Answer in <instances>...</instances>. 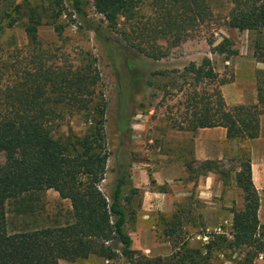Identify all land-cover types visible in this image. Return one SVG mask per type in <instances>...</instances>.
I'll use <instances>...</instances> for the list:
<instances>
[{"label": "trees", "instance_id": "obj_1", "mask_svg": "<svg viewBox=\"0 0 264 264\" xmlns=\"http://www.w3.org/2000/svg\"><path fill=\"white\" fill-rule=\"evenodd\" d=\"M4 1L0 0V6ZM229 1L228 28L264 33V0ZM73 2L77 13L86 16L82 0ZM94 6L108 27L120 30L127 47L154 60L167 56L161 41L179 46L193 32L211 30L215 21L208 0H94ZM2 22L0 17V32ZM40 25V20L29 18L26 56L20 57L23 51H19L17 61L0 66V153L5 155L0 163V264L75 263L91 256L114 264L122 260L127 264H209L214 250L225 249L246 251L245 260L252 264L264 255L260 195L253 182L248 151L239 156L240 171L235 173L236 184L243 190L244 207L233 210L231 239L215 234L206 246L193 248L186 239L179 241L183 238L182 218L176 214L165 228L173 248L170 257L151 258L133 248L127 224L130 206L141 191L134 186L131 173L129 143L133 137L129 120L124 117L117 177L107 195L101 184L109 159L105 132L108 103L101 90L97 61L89 53L72 58L51 44L44 46L38 33ZM55 29L59 35L60 27ZM95 32L109 47L114 44L117 51L122 49L112 36L103 35L104 28L99 26ZM207 42L213 48L211 53L227 58L231 54L229 39L215 45L210 37ZM262 50L257 47L255 57L264 62V47ZM184 72L191 76L193 90L187 107L192 110L189 131L224 127L232 139L239 141L259 135L264 79L258 83V105L229 107L221 91L229 78L219 79L212 59L190 63ZM214 83L211 92L207 91ZM137 84H141L140 78L134 80L133 85ZM121 94L127 97L124 91ZM74 118L83 122L82 130L70 125ZM220 164L201 162L196 172L224 174ZM193 167L188 163L187 172L195 171ZM228 178L229 174L223 179L225 185ZM48 190L69 201L68 219L42 228L10 231L8 203Z\"/></svg>", "mask_w": 264, "mask_h": 264}, {"label": "rangeland", "instance_id": "obj_2", "mask_svg": "<svg viewBox=\"0 0 264 264\" xmlns=\"http://www.w3.org/2000/svg\"><path fill=\"white\" fill-rule=\"evenodd\" d=\"M208 3L215 20L211 30L193 32L192 36L179 46H169L168 42L161 41V45L168 52L161 60L151 59L127 47L119 33L120 30L108 27L105 18L96 12L94 0H82L81 7L86 16L77 13L73 0H5L0 6V17L3 18L0 32V66L13 64L19 51H23L20 57L26 56L29 45L25 27L31 17L41 22L38 33L44 46L51 44L71 54L72 58L76 57V54L89 53L96 59L102 78L101 90L108 103L105 132L109 159L106 178L101 184L107 195L111 193L117 177L116 167L124 117L129 120L133 137L129 143L132 174L138 167H145L149 171L159 170L161 173L167 171L161 162L164 152L168 154L167 160L172 162L171 168L176 180L163 184H158L152 177L149 180L150 189L161 193L163 197L161 206L153 210L149 218H143L146 190L140 189L139 196L134 199L129 210L127 230L132 233L134 246L151 258H168L172 255L173 248L172 253L168 250L157 252L155 248L170 244L165 235L166 222L176 214L182 218L183 238L179 241L186 239L191 247L202 248L215 234L232 238V212L239 209L236 204H225L223 196H216L213 199L216 206L213 208L224 216L212 221L206 220L211 208L199 197L198 191L199 182L205 178L196 172L201 162L195 159L193 140L187 136L191 132L187 128V122L192 111L187 107L191 101L189 93L193 90L191 76H186L184 69L190 63L200 64L205 57H209L219 74V79L229 78V69L220 72L218 54L211 53L213 48L207 39L213 37L215 45L221 43L223 38L229 39L230 55L239 53L241 44L238 34L232 35L227 27L226 19L232 3L229 0H208ZM144 12L147 13L148 9L144 8ZM99 26L105 30L103 35L112 36L121 46L120 51H117L114 44L110 45L112 48L109 47L96 34L95 29ZM56 27H60L59 35ZM118 28L121 29V25ZM257 34L252 36L255 42L258 40ZM136 78L141 79V84L134 86ZM214 86L216 83L206 90L211 92ZM123 91L127 97L121 94ZM124 98H127V102ZM70 125L76 131L84 127L79 118L72 119ZM245 151L241 150L240 153ZM237 154L227 155L225 160L220 161L224 174L215 173L217 182L223 183V179L229 174L225 186L231 187L235 184V173L240 169ZM4 161L5 155L0 153V163ZM188 163L194 164L195 171H186V176H180L183 167L181 164L187 170ZM7 209L10 231L30 230L65 222L68 219L70 203L61 200L56 191L48 190L26 195L19 201H11ZM262 227L264 232V226ZM245 259L246 251L214 250L209 264H249ZM83 261L68 264H83ZM119 264L127 262L122 260ZM252 264H264V255L257 257Z\"/></svg>", "mask_w": 264, "mask_h": 264}, {"label": "crops", "instance_id": "obj_3", "mask_svg": "<svg viewBox=\"0 0 264 264\" xmlns=\"http://www.w3.org/2000/svg\"><path fill=\"white\" fill-rule=\"evenodd\" d=\"M230 31L232 35L238 34L241 44L239 53L236 55H230L228 58L225 55H217L220 72H224L227 69L230 70L229 81L221 86L223 97L229 107L258 105V83L259 80H262L264 77V62L255 57V50L257 47L259 51L263 49L264 33L257 34L256 38H258V40L255 42L252 36L256 32H240L231 28ZM187 136L193 140V155L199 162L222 161L227 158V155H232V153H238L237 156L239 157L241 155V150L249 152L253 182L260 195L259 220L261 225L264 226V114L260 118L259 135L254 139L243 141L232 139L229 136L227 128L224 127L202 128L198 129L196 132H190ZM163 155L164 159L161 165L165 166L167 171L161 173L159 170L153 169L149 171L145 167H138L132 174L134 186L146 190L144 192L143 218H149L153 210L161 206V200L163 198L161 197V193H157L150 189L149 180L151 177L154 178V181L158 184H163L165 182L171 183L176 180L171 168L172 162L167 160L169 157L168 154L164 152ZM181 165L183 167L181 166L182 170L180 176L184 177L187 174V170H185L183 164ZM238 171H240V169H238ZM202 177L205 179H201L199 182L198 191L199 197L211 208L206 218L207 221L220 219L224 216L223 213H219L213 208V206H216L213 202L216 196H223L225 204H236L239 206V209L244 207L243 190L237 186L236 181H233L235 184L230 187L225 186L222 182H217L216 175L213 172H208L205 176L202 175ZM234 194H237V196L235 197ZM150 234L151 231L149 230V235ZM130 235L133 239V248L136 249L131 232ZM155 250H157V252L168 250L169 253H172V246L168 243L162 248L157 246ZM68 263L69 262L61 261L59 264ZM83 264L112 263L103 258L91 256L84 260Z\"/></svg>", "mask_w": 264, "mask_h": 264}]
</instances>
